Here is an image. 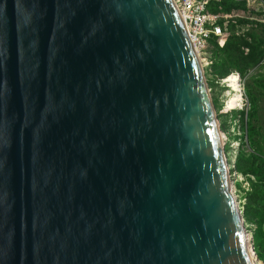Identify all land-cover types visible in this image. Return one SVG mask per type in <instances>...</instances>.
<instances>
[{"label": "water", "instance_id": "95a60500", "mask_svg": "<svg viewBox=\"0 0 264 264\" xmlns=\"http://www.w3.org/2000/svg\"><path fill=\"white\" fill-rule=\"evenodd\" d=\"M205 76L174 0H0V264L260 263Z\"/></svg>", "mask_w": 264, "mask_h": 264}, {"label": "rangeland", "instance_id": "374dc122", "mask_svg": "<svg viewBox=\"0 0 264 264\" xmlns=\"http://www.w3.org/2000/svg\"><path fill=\"white\" fill-rule=\"evenodd\" d=\"M226 4L227 3H224L221 6L222 8L220 9V12L229 13V16L234 19L235 14L238 12L237 8L232 9L231 12H227L226 10L229 9H227ZM210 9L212 10V8ZM211 12L214 13L213 10ZM241 17L248 21L250 26L253 24H260L253 31L256 32L257 36L264 38V1L253 3L250 9L247 5V9L241 13ZM233 19H230L229 21L231 22ZM204 53L206 60H203L204 57H202V54L201 57L204 64L205 77L216 107V115L218 114L224 153L225 156L228 157L230 165L232 166L231 191H234L233 195L236 202L243 208L244 216L242 220L246 225L249 234L253 236V242L255 244L254 230L257 226L254 223L249 222L246 216V206L250 200L249 194L254 190V185L253 181L249 179L247 174H242L236 170V161L243 149L247 152L255 150L251 140L252 132L250 123L253 125L257 138L264 141V94H261L260 98L257 99L260 88L259 84L264 77V65L253 69L247 77H243L239 72H234V74H237L240 79V89L243 93L244 99L239 100V103L235 106V108H238H233L234 110H232L230 109V105L227 106V103L234 94H239L240 92H237V90H235L236 87H231L228 85L229 82L227 83L225 81L226 77H229L230 75L226 77L216 75V71L221 70L220 64L223 62V55H218L216 50L214 51L210 49L206 50ZM217 64L219 65L215 70ZM249 91H251V94H249ZM254 97L257 99L258 103L256 110L253 108ZM244 110L245 113H243ZM249 111L253 112L251 121H249ZM252 177L256 182L259 181L257 175H252ZM256 217L260 220L264 219V203L256 210ZM261 262L264 264V260ZM261 262L260 264H262Z\"/></svg>", "mask_w": 264, "mask_h": 264}, {"label": "trees", "instance_id": "16d2710c", "mask_svg": "<svg viewBox=\"0 0 264 264\" xmlns=\"http://www.w3.org/2000/svg\"><path fill=\"white\" fill-rule=\"evenodd\" d=\"M227 12H231L234 8H241L243 5L232 0L226 1ZM213 11H217L218 7H213ZM242 24H247L248 21H241ZM260 24H255L254 29ZM238 26L232 25L233 35L229 39L225 48H221L216 40L213 41L216 47V53L223 55V62L220 64L221 70L216 71V75L226 77L234 72H239L243 77L255 68L264 65V38L257 36L256 32H246L239 35L237 32ZM249 50V52H247ZM219 64L215 66L216 67ZM259 95L264 94V77L259 84ZM251 94V91H249ZM254 110L257 109V99L254 97ZM245 113V110L244 112ZM249 121H251L252 111H249ZM251 140L254 151L247 152L243 149L237 160L238 171L242 174H247L249 179L253 181L254 190L249 194V202L246 206V216L249 222L254 223L257 227L254 230L256 250L262 260H264V219H257L256 210L264 203V141L257 138L252 123ZM252 175H257L259 181L256 182Z\"/></svg>", "mask_w": 264, "mask_h": 264}, {"label": "built area", "instance_id": "2783aa9c", "mask_svg": "<svg viewBox=\"0 0 264 264\" xmlns=\"http://www.w3.org/2000/svg\"><path fill=\"white\" fill-rule=\"evenodd\" d=\"M175 1L187 25L190 39L192 40L191 34L196 35V37L200 42L199 52L203 56L206 50L209 49L211 50L212 39L219 38L220 43L224 45L225 40H227L228 37L230 36L229 25L231 24L232 21L230 22L229 20L233 18L229 16L230 14L221 13V12L212 13L209 10V5L212 3V1L221 3L224 0H175ZM236 1H247L248 8L250 9L253 3L262 2L264 0H236ZM243 11L245 10L238 11L235 14L233 20L237 18H242L241 13ZM234 22L236 23L237 21Z\"/></svg>", "mask_w": 264, "mask_h": 264}, {"label": "clouds", "instance_id": "9594fccd", "mask_svg": "<svg viewBox=\"0 0 264 264\" xmlns=\"http://www.w3.org/2000/svg\"><path fill=\"white\" fill-rule=\"evenodd\" d=\"M226 1H230V0H224L223 2H221V3H219V2H215V1H212V3L209 5V10L210 11H212L210 8H213V7H218V10L217 11H214V13H219L220 12V9H221V6L226 2ZM232 1H234V2H237L238 4H241V5H243V7H241V8H237V10L238 11H242V10H246L247 9V1H236V0H232ZM174 2H175V4H176V1L174 0ZM176 6H177V4H176ZM177 8H178V10H179V12H180V14H181V16L183 17V15H182V13H181V11H180V9H179V7L177 6ZM226 14H229V13H226ZM234 21H237L236 23L234 22ZM241 21H246V20H244L243 18H237V19H235V20H232V22H231V24L229 25V31H230V36L228 37V39L227 40H225V43H224V45H222L221 43H220V41H219V38H214V39H212L211 40V50H214L215 51V49H216V47H215V45H214V43H213V41L214 40H216V42L219 44V46L223 49V48H225L226 47V45H227V43H228V41H229V39L232 37V35H233V31H232V25H237L238 26V29H237V32H238V34L239 35H242V34H245L246 32H249V31H251V30H253L254 29V26H255V24H253L252 26H250L248 23L247 24H242L241 23ZM223 24V23H222ZM185 25H186V23H185ZM186 27H187V25H186ZM243 31V32H242ZM194 45V44H193ZM214 46V47H213ZM195 47V46H194ZM195 50H196V48H195ZM196 52H197V50H196ZM247 52H249V50H247ZM198 54V53H197ZM199 56V55H198ZM199 57H201V56H199ZM206 58L204 57L203 58V60H205ZM234 74V73H233ZM230 75H232V74H230ZM241 76V75H240ZM229 77H226V79H225V81L227 82V79H228ZM228 83V82H227ZM228 85H229V83H228ZM230 90V89H229ZM238 108V107H237ZM237 108H235V109H237ZM232 110H234V109H232ZM226 158H227V160H228V163H229V168H230V177H231V169H232V166L230 165V162H229V159H228V157L226 156ZM238 160V159H237ZM236 170L238 171V169H237V161H236ZM239 172V171H238ZM232 179V178H231ZM238 204V203H237ZM239 206V210H240V212L243 214L244 212H243V208H242V206H240V204L238 205ZM244 216V215H243ZM252 236V235H251ZM256 246V245H255ZM256 252H257V250H256ZM258 253V252H257ZM259 256V255H258ZM260 258V257H259ZM260 261V260H259ZM261 261H262V259H261Z\"/></svg>", "mask_w": 264, "mask_h": 264}, {"label": "bare ground", "instance_id": "6f19581e", "mask_svg": "<svg viewBox=\"0 0 264 264\" xmlns=\"http://www.w3.org/2000/svg\"><path fill=\"white\" fill-rule=\"evenodd\" d=\"M191 38H192V40H193V42H194V45L196 46V50H197L198 55L201 56V53L199 52L200 42H199L198 38L196 37L195 34H191ZM192 40H191V41H192ZM193 42H192V43H193ZM202 57H204V56L202 55ZM202 57H199V58H200V61H201V63H202V66H203V68H204V64H203V61H202ZM204 70H205V69H204ZM227 82H229V85H230L231 87H236L235 90H237V92H240L239 94H234V95L229 99V101H228V103H227V106L230 105V109H233V108H235V106L239 103V100L244 99V98H243V93L241 92V89H240V79H239V77H238L237 74H232V75H230L229 78L227 79ZM230 86H229V87H230ZM238 97H241V98H238ZM237 98H238V99H237ZM223 135H224V134H223ZM223 135H222V136H223ZM233 189H234V187H233ZM232 193H234L233 190H232ZM248 239H252L250 235L248 236ZM250 246H251V248H252L251 243H250ZM252 256H253V259H254L255 263H256V264H260V263L258 262L259 260L257 259V255L254 254L253 250H252ZM261 263H262V262H261ZM262 264H263V263H262Z\"/></svg>", "mask_w": 264, "mask_h": 264}]
</instances>
